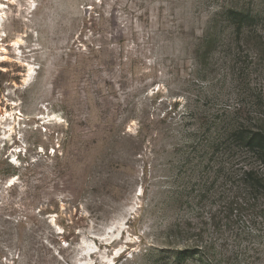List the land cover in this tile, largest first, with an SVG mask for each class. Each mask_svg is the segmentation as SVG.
I'll list each match as a JSON object with an SVG mask.
<instances>
[{"label": "rangeland", "instance_id": "374dc122", "mask_svg": "<svg viewBox=\"0 0 264 264\" xmlns=\"http://www.w3.org/2000/svg\"><path fill=\"white\" fill-rule=\"evenodd\" d=\"M236 122L264 131V0H0V264H264L207 147Z\"/></svg>", "mask_w": 264, "mask_h": 264}, {"label": "trees", "instance_id": "16d2710c", "mask_svg": "<svg viewBox=\"0 0 264 264\" xmlns=\"http://www.w3.org/2000/svg\"><path fill=\"white\" fill-rule=\"evenodd\" d=\"M234 14L243 16L239 12ZM217 125L215 124L214 127ZM207 143L209 151L229 152L228 155L235 157L232 164H242L240 165L242 167L238 169L240 170L238 182L245 187L246 194L250 199L255 200L258 197H264V176L262 171L256 169L253 165H249V163H245L246 158L250 157L253 158L259 168L264 166V131L262 129L236 122L230 127L226 126L224 129L214 132L213 135L207 138ZM217 172H220L219 168ZM200 253L203 256L205 252L201 250Z\"/></svg>", "mask_w": 264, "mask_h": 264}, {"label": "bare ground", "instance_id": "6f19581e", "mask_svg": "<svg viewBox=\"0 0 264 264\" xmlns=\"http://www.w3.org/2000/svg\"><path fill=\"white\" fill-rule=\"evenodd\" d=\"M30 69V68H29Z\"/></svg>", "mask_w": 264, "mask_h": 264}]
</instances>
